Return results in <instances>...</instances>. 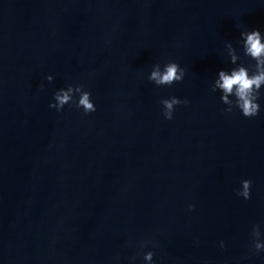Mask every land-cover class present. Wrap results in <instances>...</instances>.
Returning a JSON list of instances; mask_svg holds the SVG:
<instances>
[{
    "label": "water",
    "instance_id": "water-1",
    "mask_svg": "<svg viewBox=\"0 0 264 264\" xmlns=\"http://www.w3.org/2000/svg\"><path fill=\"white\" fill-rule=\"evenodd\" d=\"M245 30L264 0H0V264H264V95L248 118L212 91L228 42L255 71ZM77 84L96 111L49 106Z\"/></svg>",
    "mask_w": 264,
    "mask_h": 264
},
{
    "label": "clouds",
    "instance_id": "clouds-1",
    "mask_svg": "<svg viewBox=\"0 0 264 264\" xmlns=\"http://www.w3.org/2000/svg\"><path fill=\"white\" fill-rule=\"evenodd\" d=\"M241 43L243 45L244 55L255 61L253 65L255 71H251L248 66L243 63H237L241 57L237 49L231 42L226 45L228 55L231 62L236 65L230 71L223 69L218 73V78L212 85V91L219 89L222 92L220 97L222 103L227 107L224 109L226 113H232L235 109H239L243 116L252 118L260 114L261 104L259 100L264 92V35L260 30H245L241 33ZM186 69L181 67L177 61H169L163 67L159 63L153 66L148 79L157 86H171L175 82H180L185 78ZM48 81L53 80L52 75L47 76ZM43 87V85H41ZM78 94V99H77ZM92 93L85 90L83 84L69 85L67 88H61L54 94V102L49 106L62 110L67 104L83 109L85 114L96 111V104L91 98ZM233 97L235 99H233ZM189 103L188 99H181L177 96L165 98L161 100L163 105V115L165 119H173L174 111L177 105ZM251 179L241 181V188L236 190V194L244 199H251ZM195 204L188 206L189 210H194ZM253 248L256 253L264 250V232L260 230V224H256L252 228ZM224 242L221 241V247ZM154 252L148 251L144 255V260L148 264L153 262Z\"/></svg>",
    "mask_w": 264,
    "mask_h": 264
}]
</instances>
